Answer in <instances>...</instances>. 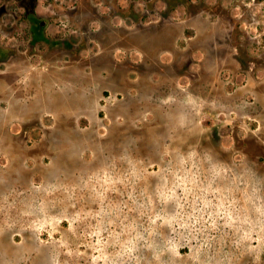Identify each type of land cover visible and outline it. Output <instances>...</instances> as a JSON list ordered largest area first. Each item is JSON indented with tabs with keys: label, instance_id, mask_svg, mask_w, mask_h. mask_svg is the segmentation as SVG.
Listing matches in <instances>:
<instances>
[{
	"label": "rangeland",
	"instance_id": "374dc122",
	"mask_svg": "<svg viewBox=\"0 0 264 264\" xmlns=\"http://www.w3.org/2000/svg\"><path fill=\"white\" fill-rule=\"evenodd\" d=\"M169 1L0 0V264H264V0Z\"/></svg>",
	"mask_w": 264,
	"mask_h": 264
},
{
	"label": "trees",
	"instance_id": "16d2710c",
	"mask_svg": "<svg viewBox=\"0 0 264 264\" xmlns=\"http://www.w3.org/2000/svg\"><path fill=\"white\" fill-rule=\"evenodd\" d=\"M166 2H167V4H168V8H167V10L166 11H164V12H162L161 14H169L170 12H171V10H170V8H169V6H170V4H171V1H169V0H166ZM164 24L165 23H162V19H160V20H158L157 22H155V24H151L150 26H149V28L150 27H155V29L156 30H164V29H166L167 27L166 26H164ZM146 25H148V24H146L145 23V26ZM145 28V27H144ZM236 48H239V47H236Z\"/></svg>",
	"mask_w": 264,
	"mask_h": 264
}]
</instances>
